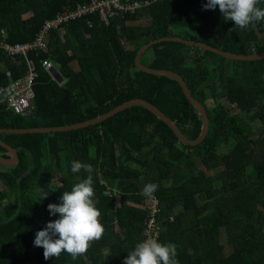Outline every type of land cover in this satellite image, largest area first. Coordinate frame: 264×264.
I'll use <instances>...</instances> for the list:
<instances>
[{
    "label": "trees",
    "instance_id": "16d2710c",
    "mask_svg": "<svg viewBox=\"0 0 264 264\" xmlns=\"http://www.w3.org/2000/svg\"><path fill=\"white\" fill-rule=\"evenodd\" d=\"M89 1L0 0V40L31 43L47 20ZM207 2L156 0L111 24L90 15L52 28L45 40L48 52L28 55L38 70L32 111L15 114L0 105V129L78 124L142 98L173 119L188 140L199 137L202 115L180 83L139 70L134 58L140 46L164 37L239 54L264 51V21L241 29L224 18L218 5L205 9ZM258 6L264 8V0ZM46 58L54 62L57 78L42 65ZM140 61L181 76L189 94L207 110L205 140L181 144L164 121L141 105L77 130L1 133L19 162L0 164V264H124L144 239L148 198L141 193L147 183L158 185L159 240L175 245L178 264H264V58L231 59L164 41L148 47ZM5 68L15 79L26 73V58L17 63L0 50V84L10 81ZM0 155L8 158L2 146ZM73 160L93 166L94 200L105 231L76 260L66 252L45 260L43 247L33 241L48 221L59 218L50 214L48 204H59L63 191L88 175L72 173Z\"/></svg>",
    "mask_w": 264,
    "mask_h": 264
},
{
    "label": "clouds",
    "instance_id": "9594fccd",
    "mask_svg": "<svg viewBox=\"0 0 264 264\" xmlns=\"http://www.w3.org/2000/svg\"><path fill=\"white\" fill-rule=\"evenodd\" d=\"M259 4L260 0H208L204 8L214 10L218 5L226 20L234 21L236 27L245 29L264 21V8ZM81 170L88 173L87 177L74 183L70 191H63L59 204H48L50 214L58 213L59 218L48 221L35 235L34 246L43 247L45 260L59 257L62 252L76 260L87 253L93 242L103 237L105 229L100 220L101 212L94 200L93 166L73 160L71 172L79 173ZM157 189V184L147 183L141 194L155 199ZM47 195L45 193L42 199ZM128 253L124 264H178L175 245L160 243L151 236L138 242L134 250Z\"/></svg>",
    "mask_w": 264,
    "mask_h": 264
},
{
    "label": "built area",
    "instance_id": "2783aa9c",
    "mask_svg": "<svg viewBox=\"0 0 264 264\" xmlns=\"http://www.w3.org/2000/svg\"><path fill=\"white\" fill-rule=\"evenodd\" d=\"M156 0H90L84 4H78L73 10H65L58 14L55 19L47 20L36 39L31 43L9 44L0 40V50L11 61L17 62L20 57L26 58V73L12 78L10 69L5 68V75L10 79L6 84H0V105L5 104L15 114H28L32 111L33 100L35 97L34 84L38 77L36 65L28 58L31 52H48L46 45V35L52 28L57 27L64 22H70L76 19L95 15L102 24H111L116 17L124 15H132L139 9L148 6ZM88 27L92 26V22L87 20ZM42 65L49 71L53 70L54 62L49 59H43ZM109 193V192H108ZM145 207L148 211V218L145 220V228L142 232L143 240L149 236L159 240V230L155 219L159 210V201L155 199H147ZM173 218L170 217L169 221ZM161 243V242H160Z\"/></svg>",
    "mask_w": 264,
    "mask_h": 264
},
{
    "label": "water",
    "instance_id": "95a60500",
    "mask_svg": "<svg viewBox=\"0 0 264 264\" xmlns=\"http://www.w3.org/2000/svg\"><path fill=\"white\" fill-rule=\"evenodd\" d=\"M164 41H176V42L186 43V44H189V45H192L195 47L211 50L213 52L219 53V54H221L225 57L231 58V59L256 60V59L264 58V51L257 52V53L256 52L250 53V54H239L236 52H231L229 50H224V49L218 48V47L210 45L206 42L187 41V40H183L180 37H164V38H160V39L150 41V42L144 44L143 46L139 47V49L136 51L135 58H134L135 66L139 70H142L145 72H149L152 74H158V75H165V76H169V77L176 79L181 85V91H182L183 95L196 108V110L199 111V113H201L202 118H203V125H202L201 134L199 137H196L194 140H188L186 137H184L180 133V130L177 128L175 121L173 119L168 117L157 106H155L151 102H149L145 99H142V98H133V99L126 100V101L120 103L115 108L107 110V112H104L103 114H100L94 118H91V119H88V120H85L82 122H78V124L59 126V127H41V128H23V129L4 128V129H0V134L1 133H12V134L55 133V132L77 130V129L85 128V127L92 126L95 124H99V122H101L105 119H108L109 117L115 115L119 111H121V110H123L129 106L141 105V106H144L145 108L149 109L150 111H152L157 117H159L162 121H164L165 124L178 137L181 144L186 145V146H195V145L201 144L208 135L209 125H210L209 116H208V113H207L205 106L202 103H200L199 101H197L196 99H194L189 94L187 87L185 85V82L183 81V79L181 78V76L178 73H176L170 69L150 68V67L144 65L143 63H141V61H140L142 53L148 47H150L151 45H155L157 43H160V42H164ZM53 74H54L55 78H57V76H59V74L57 73L55 68L53 69ZM57 80L60 82L62 80L61 76ZM123 80H124V78L120 77L119 83H121ZM0 146H2L3 148H5L7 150V156H8V158H5L2 155H0V164L8 166V167L15 166L19 162V156H18L17 151L14 148H12L11 146L3 143L1 140H0Z\"/></svg>",
    "mask_w": 264,
    "mask_h": 264
},
{
    "label": "rangeland",
    "instance_id": "374dc122",
    "mask_svg": "<svg viewBox=\"0 0 264 264\" xmlns=\"http://www.w3.org/2000/svg\"><path fill=\"white\" fill-rule=\"evenodd\" d=\"M139 23H144V20L140 21ZM0 167H2V166H0ZM56 178H58V177H55V178L53 179V181H54L55 184H56V183L58 184V181H59V180L56 179ZM1 188H3V185H2V184H0V189H1Z\"/></svg>",
    "mask_w": 264,
    "mask_h": 264
}]
</instances>
